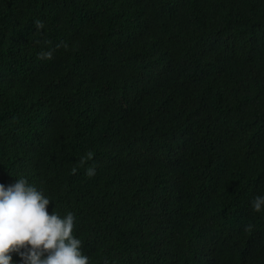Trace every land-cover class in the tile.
I'll return each instance as SVG.
<instances>
[{"label": "trees", "instance_id": "obj_1", "mask_svg": "<svg viewBox=\"0 0 264 264\" xmlns=\"http://www.w3.org/2000/svg\"><path fill=\"white\" fill-rule=\"evenodd\" d=\"M20 177L90 264H264V0H0Z\"/></svg>", "mask_w": 264, "mask_h": 264}, {"label": "clouds", "instance_id": "obj_2", "mask_svg": "<svg viewBox=\"0 0 264 264\" xmlns=\"http://www.w3.org/2000/svg\"><path fill=\"white\" fill-rule=\"evenodd\" d=\"M51 202L24 177L0 182V264H90L74 234V214L50 213ZM253 206L260 210L264 195L256 196Z\"/></svg>", "mask_w": 264, "mask_h": 264}]
</instances>
